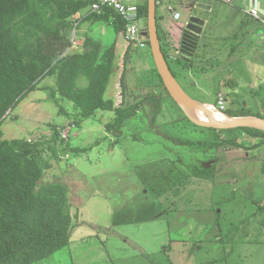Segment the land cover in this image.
I'll return each instance as SVG.
<instances>
[{"label": "rangeland", "instance_id": "1", "mask_svg": "<svg viewBox=\"0 0 264 264\" xmlns=\"http://www.w3.org/2000/svg\"><path fill=\"white\" fill-rule=\"evenodd\" d=\"M171 2L182 19H173L167 9L169 0H164L157 7L159 27L172 25V20L183 25L191 16L201 15L196 7L190 10L177 0ZM242 2L247 5L246 0H236L240 9L244 8ZM211 4L212 12L205 17L217 27L219 36L208 40L209 32L207 36L203 33L197 54L204 60L205 69L195 70L199 88L197 83V87L190 86L189 82L195 81L190 73L183 87L214 112L220 92L227 109L243 107L264 116V40L257 42V36L254 43L238 44L230 38L233 32L243 39L237 21L233 25L218 22L222 15H234L235 7L223 2ZM261 4L264 9V1ZM258 23L253 22V27ZM259 24L262 27L258 30L264 33V26ZM77 36L81 45L85 36L100 38L107 46L116 38L111 22L92 21L81 23ZM222 37L230 43H220ZM73 47L76 50L70 53L84 48L78 44ZM117 47L116 71L105 99L119 107L147 96L159 78L148 46L141 49L132 45L126 66L128 42L124 37L118 38ZM216 47L229 53L214 51ZM171 65L176 70L173 62ZM124 70L127 93L122 104ZM40 87L19 103L1 126L8 140L49 141L55 129L66 140L56 148L57 155L48 147L52 143L43 146V158L51 169L41 184L66 186L73 218L71 240L35 264H264V211L259 208L264 205V145L254 149L257 140L241 130L213 133L196 129L183 120L167 96L160 115L145 105L147 110L139 111L121 133L113 134L106 128L113 112L98 111L92 118L80 119L71 102L59 98L57 105L49 99L56 87L55 76L44 79ZM180 118L182 121L174 123ZM213 134L221 140L228 138L234 145L213 147ZM175 139L210 145L191 150ZM212 166H216L215 183L193 177L195 167Z\"/></svg>", "mask_w": 264, "mask_h": 264}, {"label": "trees", "instance_id": "2", "mask_svg": "<svg viewBox=\"0 0 264 264\" xmlns=\"http://www.w3.org/2000/svg\"><path fill=\"white\" fill-rule=\"evenodd\" d=\"M260 1L262 3L264 0ZM94 2L95 0H0V264L38 263L62 250L71 240L73 218L69 210L66 186L57 182L41 184L45 172L51 169V165L43 158V146L52 143L48 147L57 155L56 148L66 144V140L60 138V131L56 129L49 141L18 138L8 140L4 139L1 127L19 103L30 93L41 89L40 84L47 77H56V87L52 88L49 99L56 103L59 98L71 102L79 110L80 119L92 118L98 111L113 112L114 118L106 126L113 134L121 133L129 119L139 111L147 110L145 105L151 107L156 116L160 115L163 100L167 96L179 109L183 120H187L196 129L203 132L209 129L213 133L241 130L257 140L253 145L254 149L264 145V131L261 130H216L190 122L164 88L157 69L159 84L154 85V90L141 100L125 105V70L121 77L124 106L117 107L112 100H106L109 81L116 71L118 38L125 34L124 22L112 12L85 16L80 22H111L116 38L107 46L100 38L85 36L82 52H68L72 45L71 32L75 28V16ZM140 13L146 22L148 0H145ZM254 21L259 22L256 19ZM158 28L163 53L171 71L183 87V84L189 82L190 67L199 69V66L196 61L188 64L181 56L171 59L168 45L164 42L167 33L159 25ZM147 44L150 53L149 42ZM131 52L132 45L128 44L124 54L125 66L131 60ZM172 62L178 66H175L176 70L173 69ZM225 114L229 117L264 118L243 107L238 111H231L226 107ZM179 120L182 121L180 118L174 120V123ZM174 141L191 150H199L210 144L213 147L232 144L231 141L213 137L210 144L189 139ZM236 145L241 147L242 143ZM75 151L79 152V149ZM215 170V167H195L193 177L214 181ZM262 173L264 175V165ZM261 211H264V205H261Z\"/></svg>", "mask_w": 264, "mask_h": 264}, {"label": "water", "instance_id": "3", "mask_svg": "<svg viewBox=\"0 0 264 264\" xmlns=\"http://www.w3.org/2000/svg\"><path fill=\"white\" fill-rule=\"evenodd\" d=\"M250 8L257 9L264 14V9L260 0H248ZM204 21L197 17L191 18V23L187 25V30L196 35L201 34V25ZM141 27L143 29V40L148 41L151 49V55L154 59L156 69L161 77L164 88L169 93L172 100L182 110L184 115L195 125L216 130H233L241 128H250L264 131V118L256 116L229 117V121H219L214 118L213 112L206 109L205 105L192 98L179 81L174 76L170 66L163 53L159 28L157 23V0H148V17L145 22L142 20ZM197 110L203 111L209 119H197L194 114ZM228 117V116H227Z\"/></svg>", "mask_w": 264, "mask_h": 264}, {"label": "crops", "instance_id": "4", "mask_svg": "<svg viewBox=\"0 0 264 264\" xmlns=\"http://www.w3.org/2000/svg\"><path fill=\"white\" fill-rule=\"evenodd\" d=\"M246 1H247V5L242 2L241 5L244 6V8L242 7L241 9L236 4V0H233L230 3L223 2V3L229 4L230 6H234L236 9V13L234 15H231L229 13L228 16L222 15L221 18L218 20V22H220V24H222V25H226L227 23H231L233 25V22L237 21V27L239 28V32H242L243 39H239L238 36H235V35L233 36V32L230 35V38L234 39L238 44L244 43L245 41L249 42V43H254L253 40L257 36H259V37L256 41L262 42L264 40V33L258 30L262 26L258 23V26L253 27L252 23L253 22L255 23V21H254L255 19L246 13L247 8H250L248 5V0H246ZM169 3L170 4L167 6V9H168V7H173L175 9V11L180 13V11H178L176 9V7L173 5L171 0H169ZM177 3H179V5L184 6L190 10L192 8H195V7L198 8L201 10V15L200 16L199 15L191 16L186 21V23L183 25H178L173 20H172V25H169L167 23H165L164 26L162 25L161 28L163 30H165L167 33V37L165 38L164 42H165V44L168 45V49L170 51L169 53H171V55H172L171 59H174L177 56H181L187 61L188 64H190V62L196 61V64L199 66V70L203 71L205 69L204 68V66H205L204 60L201 57L197 56L199 54V53L197 54V50L199 49V44L201 42L202 35L204 33L205 36H207V33L209 32L208 34L210 35V37H208V40L217 39L219 36V31H217L215 29L217 27H215V25H213L211 23V21L205 17V15H209L212 12V4H211V2H209V0H206L205 2H202L200 0H177ZM163 4H164V0H163ZM207 11H208V14H206ZM172 17H173V14H172ZM193 17H197V18L201 19L202 21H204V24L200 26L202 29V32H201V34H199L198 37H196L195 34L190 32L189 30H187V25L189 23H191V18H193ZM173 19H174V17H173ZM181 19H182V15H181L179 21ZM225 29H226V27L222 26V30H225ZM163 30H162V32H163ZM214 30H216V31H214ZM210 32H212V34H210ZM234 34H237V32L234 31ZM239 36H241V34ZM251 36L253 39L250 38ZM218 40L220 43H223V44L230 43L229 41H227L228 40L227 37H224V38L222 37L221 39H218ZM191 41L193 42L192 46H187L189 44V42H191ZM216 43H218V42H216ZM220 43H218V44H220ZM216 50L217 51L219 50L225 54H226V52H227V54L229 53V50H227V49H219L216 47L214 49V51H216ZM71 51H73V50H71ZM221 65L223 68H225L224 62ZM175 66L178 67L176 64H175ZM195 70H198V69L190 67L189 73H190V75H192L194 77L195 81L189 82V83H190L191 87H197V86H195L197 83L198 88H199L200 79H195L197 76Z\"/></svg>", "mask_w": 264, "mask_h": 264}, {"label": "built area", "instance_id": "5", "mask_svg": "<svg viewBox=\"0 0 264 264\" xmlns=\"http://www.w3.org/2000/svg\"><path fill=\"white\" fill-rule=\"evenodd\" d=\"M217 1L230 3L233 0H209L211 3ZM144 2L145 0H95L88 9L75 16V28L71 32L72 45L68 52L76 50L73 46H77V44L82 47L84 46V41L83 45H81L82 43L80 39L77 38V27L80 25V21L90 14L105 15L108 12H112L124 22L125 34L122 35V37H124L128 44L138 46V48L141 49H146L147 41L143 40V29L141 27L143 18L140 13ZM157 5H163V0H157ZM168 11L173 14L175 20L180 19L181 14L175 11L173 7H168ZM246 13L252 18L258 20L264 26V14H261L257 9L253 8H247ZM216 98L217 101L214 109L220 114L226 115V98L222 93L217 94Z\"/></svg>", "mask_w": 264, "mask_h": 264}, {"label": "bare ground", "instance_id": "6", "mask_svg": "<svg viewBox=\"0 0 264 264\" xmlns=\"http://www.w3.org/2000/svg\"><path fill=\"white\" fill-rule=\"evenodd\" d=\"M206 109H208L209 111L213 112L214 114V118H216L217 120L219 121H229V117H227L226 115H223V114H220L219 112H214L213 109H211V107L209 106H206ZM194 116L197 118V119H201V120H208L209 117H207L205 115V113L201 110H197L196 113L194 114Z\"/></svg>", "mask_w": 264, "mask_h": 264}, {"label": "flooded vegetation", "instance_id": "7", "mask_svg": "<svg viewBox=\"0 0 264 264\" xmlns=\"http://www.w3.org/2000/svg\"><path fill=\"white\" fill-rule=\"evenodd\" d=\"M192 41L191 42H189V44L187 45V46H192ZM195 47V46H194ZM185 89V88H184ZM186 90V89H185ZM226 107H227V104H226ZM203 128H205V127H203ZM233 133V132H232ZM232 133L230 134V135H232ZM227 136H229V135H227ZM212 137L214 138V139H216V138H218L219 140H221V137L220 136H218L217 137V135H212ZM223 139V138H222ZM224 140H228V141H230L228 138H226V139H223V140H221V141H224ZM230 145H234V144H228V145H224V146H230ZM218 147V146H217ZM233 147V146H232ZM212 167H215V169H216V166H212ZM212 167H208V169H210V168H212ZM215 179H216V174H215ZM201 180H208V179H201ZM208 181H212V183H215L216 181L214 180V182H213V180H208ZM259 203H261V202H259ZM259 208L261 209V206L259 205ZM235 212V211H234ZM234 212H231V213H226L227 215H231L232 213H234ZM264 213V212H263Z\"/></svg>", "mask_w": 264, "mask_h": 264}, {"label": "clouds", "instance_id": "8", "mask_svg": "<svg viewBox=\"0 0 264 264\" xmlns=\"http://www.w3.org/2000/svg\"><path fill=\"white\" fill-rule=\"evenodd\" d=\"M157 7H158V5H157ZM80 24H81V22H80ZM148 42V41H147ZM147 46H148V44H147ZM226 116H228V115H226ZM229 117V116H228Z\"/></svg>", "mask_w": 264, "mask_h": 264}]
</instances>
